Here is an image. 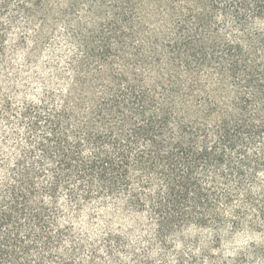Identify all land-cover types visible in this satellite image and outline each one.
<instances>
[{
	"label": "trees",
	"instance_id": "1",
	"mask_svg": "<svg viewBox=\"0 0 264 264\" xmlns=\"http://www.w3.org/2000/svg\"><path fill=\"white\" fill-rule=\"evenodd\" d=\"M0 264H264V0H0Z\"/></svg>",
	"mask_w": 264,
	"mask_h": 264
},
{
	"label": "rangeland",
	"instance_id": "2",
	"mask_svg": "<svg viewBox=\"0 0 264 264\" xmlns=\"http://www.w3.org/2000/svg\"><path fill=\"white\" fill-rule=\"evenodd\" d=\"M22 58H23L22 55H17L14 57V60L16 61L17 65H20V63H22ZM41 59H47V53H45ZM247 239L248 238L245 237V235H238L228 243L227 247L232 248V247L240 246L244 244L247 241Z\"/></svg>",
	"mask_w": 264,
	"mask_h": 264
}]
</instances>
